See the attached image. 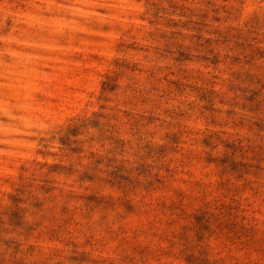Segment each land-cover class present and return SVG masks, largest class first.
Masks as SVG:
<instances>
[{
  "label": "clouds",
  "instance_id": "9594fccd",
  "mask_svg": "<svg viewBox=\"0 0 264 264\" xmlns=\"http://www.w3.org/2000/svg\"><path fill=\"white\" fill-rule=\"evenodd\" d=\"M0 264H264V0H0Z\"/></svg>",
  "mask_w": 264,
  "mask_h": 264
}]
</instances>
